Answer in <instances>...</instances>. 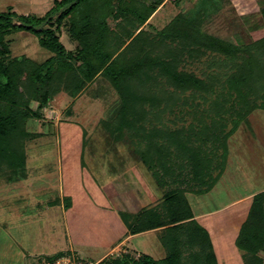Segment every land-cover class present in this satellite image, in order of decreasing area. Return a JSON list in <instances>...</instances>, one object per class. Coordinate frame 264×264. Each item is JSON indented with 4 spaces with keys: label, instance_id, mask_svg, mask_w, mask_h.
<instances>
[{
    "label": "rangeland",
    "instance_id": "374dc122",
    "mask_svg": "<svg viewBox=\"0 0 264 264\" xmlns=\"http://www.w3.org/2000/svg\"><path fill=\"white\" fill-rule=\"evenodd\" d=\"M214 1L148 0L152 5L167 2V7L154 14L151 22L145 26L144 32L147 30L145 33L151 36L143 34L139 43L137 41L130 44L133 58L139 54L154 60H176L179 73H193L204 78L202 71L207 69L206 64L213 55L191 58V49H184L185 46L180 44L179 40L172 41V38L160 41L159 33L178 16H192V11L196 10L197 6L204 4L207 9L208 3ZM214 4L217 6H212V17L202 19L205 21L207 33L237 44H251L264 38V21L261 16L264 0H216ZM53 6L54 4L47 0H0L1 13L13 11L20 15H39L50 12ZM200 15L204 16V13ZM11 39L13 58L27 57L42 63L53 56L50 51L42 48L38 37L28 31L16 32ZM61 42L68 50L76 48L67 29L62 31ZM160 71V68H154L151 74L131 81L130 92L136 97V102L133 110H127L126 114L123 112L121 95L103 78L84 86L77 98L72 99L65 93L59 94L43 110L39 108L40 103L37 101L29 104L31 109L42 114V118L32 119L28 125L29 132L39 137L27 144L28 178L15 184H9L6 178H0V230L2 228L4 234H11L12 241L17 243V240H21L22 246L29 244L33 239L35 248L40 250L43 247L49 249V252H55L50 253L53 255L50 256L52 259L63 254H74L83 260L110 261L117 259L118 253H127L119 259L129 256L131 259L141 260L143 256H149L155 261H162L168 257L171 260L162 264H212L208 258L212 251L217 264H264V251L253 261L252 256H247L238 247L236 242L240 231L237 235L235 229L241 216L237 215L231 224H228L222 215L200 221L211 230L212 249L199 237L192 239L183 236L179 243L174 244L173 252L169 254L156 235H146L131 241V249L112 251L101 259L110 250L108 248L103 251V246L118 235L122 238L121 234L125 233L126 236V228L112 222V209L120 210V214L127 213L125 210L132 209L134 205L132 210L141 211L145 207L158 208L159 212H162L160 206L166 193L177 188L169 183V179L166 180L168 185L165 187L158 184L153 173L138 159L136 151L139 143L151 145L155 140L161 139L164 144L165 139L170 142L172 132L182 130L188 131L184 136L185 142L186 138L190 137L195 141V135L189 131L191 127L203 129L206 126L209 132L202 140L207 138L209 142L206 144L213 149L214 144L210 141L213 133L218 134L221 131L225 135L235 127L236 116L233 110L222 119H216H226L224 122L227 126L224 129L221 122L219 126L215 124L216 121L204 116V108L197 107L195 102H189L194 104L195 108L186 106L184 97L191 96V92L188 91L179 100L183 89L170 86L168 77L161 75ZM22 96L28 97L25 88L21 89L20 97ZM160 112H163V115L162 120L158 122L154 115ZM173 150L178 151L167 145L165 155H169ZM217 154L218 164L225 155L226 161L221 175L218 171L220 166L212 171L214 177L220 176V182H217L213 193L197 195V191L202 187L192 182L190 169L184 171L183 179L180 180L179 189L187 192L189 203L196 213L213 211L230 204L232 200L264 191V111L256 110L247 120L241 121L237 130L227 140V147L219 148ZM67 190L69 193L74 192L73 202ZM62 193L69 200L67 209L72 203L74 207L71 214H78L68 225L72 233V238H68L69 242L72 239L71 242H75L79 247L75 246L76 252H57V248L61 246L54 242L57 238L62 246L68 242L63 213L56 209V215L52 217L54 209L48 208ZM115 199L116 206L112 201ZM253 199L233 206L227 212L230 214L228 220L242 210L245 214L248 213ZM94 208L98 211L96 219L103 217V224L91 221ZM119 216L124 223L121 215ZM245 221H242V225ZM89 223H93L94 228ZM161 233L162 231L160 235ZM92 235L94 242L91 247L97 248L84 250L85 246H89L87 239ZM0 241H5V238ZM114 252L116 254L112 256ZM46 258L49 257L43 259ZM38 262L33 260L30 264ZM0 264H3V258Z\"/></svg>",
    "mask_w": 264,
    "mask_h": 264
},
{
    "label": "trees",
    "instance_id": "16d2710c",
    "mask_svg": "<svg viewBox=\"0 0 264 264\" xmlns=\"http://www.w3.org/2000/svg\"><path fill=\"white\" fill-rule=\"evenodd\" d=\"M147 3L148 0H55L54 7L43 17L0 12V178H6L9 184L28 178L27 144L39 137L29 132L28 125L30 120L42 118V114L30 108L32 101L39 102V108L43 110L59 94L77 98L84 86L103 78L121 95L126 114L127 110H133L136 102L130 92L131 81L151 74L158 67L160 74L168 77L170 86L183 89L179 100L191 92V96L184 97L186 106L195 108L189 103L195 102L197 107L204 108V116L213 121L222 119L233 110L235 127L225 135L221 131L214 132L210 140L213 149L206 144L207 138L202 140L209 132L206 126L203 129L191 127L189 131L195 135V141L190 137L191 141L186 138L185 142L188 131L182 130L172 132L170 142L165 139L164 144L161 139L151 145L139 143L138 159L153 173L158 184L165 187L169 179V183L177 188L166 193L160 206L163 213L158 208H144L135 215H120L132 234L160 229L161 243L169 254L183 236L199 237L212 249L209 232L194 220L187 192L179 189V184L184 171L190 169L192 182L202 187L197 195L209 193L225 168L226 155L221 165L218 164L219 148L227 147V140L241 121L247 120L256 110L264 111V38L251 44H237L207 33L202 19L212 17L213 7L217 5L209 2L207 9L204 4L199 5L192 11V16H178L159 33L160 41L172 38V41L179 40L184 49H191V58L213 55L206 64L207 69L202 71L204 78L193 73H179L176 60L168 62L139 54L132 56L130 44L139 43L140 36L147 33V30L144 32L145 25L160 5ZM261 16L264 21V7ZM111 18L116 21L114 28L108 24ZM63 29H67L75 42L74 50H68L62 44ZM20 31L36 35L42 48L53 56L42 63L27 57L13 58L11 36ZM128 40L130 43L126 45ZM22 88L29 98L20 97ZM162 115L160 112L154 116L160 122ZM225 120L215 124L220 126L221 122L225 129ZM167 145L178 151L165 155ZM217 168L220 174L214 177L212 171ZM236 243L244 254L252 256L253 261L263 253L264 192L254 196ZM208 258L212 264H217L212 251ZM167 259L155 261L143 256L137 260L124 256L105 261V264H162L171 260Z\"/></svg>",
    "mask_w": 264,
    "mask_h": 264
},
{
    "label": "crops",
    "instance_id": "0c3cea01",
    "mask_svg": "<svg viewBox=\"0 0 264 264\" xmlns=\"http://www.w3.org/2000/svg\"><path fill=\"white\" fill-rule=\"evenodd\" d=\"M48 2H50V3H55V0H47ZM259 1V0H258ZM168 2V1H167ZM167 2H165L164 4H160L159 6H158V8H157V10H156V12L154 13V14H158V13H160L162 10H164L165 9V7H167ZM147 4H150L149 2L147 3ZM152 5V4H151ZM54 7V6H53ZM49 9V8H48ZM46 11H47V9H46ZM13 12V11H12ZM14 13H16V12H14ZM48 12H46L45 14H34V16H37V17H43V16H45L46 14H47ZM18 14V13H17ZM152 15L151 16V20H152V18L155 16V15ZM18 15H20V14H18ZM20 16H32L31 14H29V15H20ZM151 21L149 20L148 21V23L147 24H149ZM108 24H109V26L111 27V28H114V26H115V24H116V21L115 20H113L112 18L111 19H109L108 20ZM113 24V25H112ZM146 24V25H147ZM145 25V26H146ZM97 80H99V78L97 79ZM96 80V81H97ZM75 106V105H74ZM67 113H69V112H67ZM220 181H218V183H219ZM217 183V184H218ZM217 184L213 187V189L209 192V193H213V191L217 188L216 186H217ZM262 192H264V191H262ZM261 192V193H262ZM64 193H66V192H64ZM64 193H62L60 196H59V198H57L54 202H52L51 204H50V207H48L49 208V210H51V209H54V211L52 212V217H55V215H56V209L57 210H60L62 213H63V215H64V221H65V226H66V228H67V230H66V233H67V241L68 242H66V244L64 245V246H62V244L60 243V239H55L54 240V242L56 243V245L58 244L59 245V247L61 246V248H57V252H61V251H66V250H69V251H71V252H76V249H75V246L76 247H78L76 244H75V242H71V241H73L72 239L70 240V242H69V237L70 238H72V233L70 232L71 231V229H69V223H70V221L71 220H75V218H76V216L78 215V214H76V216L75 215H72L71 214V210L73 209V207H74V204H72L71 203V206L69 207V209H67V204H69V200H67V197H65V194ZM67 193H68V196H70L71 197V200H72V202H73V200H74V192H70L69 193V190H67ZM133 193V192H132ZM209 193H207V194H209ZM82 194V193H81ZM257 195V193L256 194H251V195H249L248 197H246V198H239V199H237V200H232L231 202H230V204H227V205H225V206H222V207H219V208H216L215 210H213V211H209V212H201V213H196V211H195V209L192 207V205H191V207H192V210H193V214H194V220L195 221H197L201 226H203L209 233H210V228L208 229L206 226H205V223H201L200 221H203V220H205V219H210L211 217H217V216H220V215H222L223 216V218L225 219L226 218V221L228 222V224H231V223H233L234 222V220L237 218V216L238 217H240L239 219H241L240 220V222H238L236 225V229H235V231L237 232V235H238V231H240V229H241V226H242V221L244 222L246 219H247V217H248V213H249V211H250V209H251V205H252V203H251V205H250V208L248 207V213H246L245 214V212L242 210V212H240L239 214H235L233 217H232V219L231 220H228L229 219V215L230 214H228L227 212L229 211V210H231L232 208H233V206H235L236 204L238 205V204H240V203H244L246 200L248 201V200H252L253 198H254V196H256ZM188 200H189V196H188ZM113 201V203H114V205L116 206V204H115V201H116V199L115 200H112ZM136 202L138 203V201L136 200ZM133 208H135V206L133 205L132 206V209ZM145 208V207H144ZM132 209H128V210H125L126 212H127V214H131V215H135V214H137V213H139L140 212V210H132ZM106 210H110V209H106ZM94 212L92 213V215H91V217H90V219H91V221L93 222V223H95V221L96 222H98L99 224H103L104 222L101 220V218H103V217H99L98 219H96L98 216H97V212H96V209L94 208V210H93ZM120 211V210H119ZM119 211H117V210H113L112 209V213H113V215H111V219H112V222L114 223V224H116V223H119L120 225H119V227H125L126 229H125V231H126V236H125V233H124V230H123V233L124 234H121V235H123V237L121 238V236H117V237H115V238H113V240H111V242L110 243H108L106 246H103V251H106V250H108V248H110V250H109V252H107L106 254H104L103 255V257L101 258V259H103L104 257H106V256H108L112 251H116V250H121V249H123V248H128V249H131V247H130V245H131V241H133V240H135L136 238H140V237H143V236H146V235H156V238L158 239V241H159V243L162 245V243H161V240H160V232H161V230L160 229H158V230H153V231H148V232H144V233H141V234H132L131 232H130V230L128 229V227L126 226V224H124L123 222H122V220L120 219V213H118ZM51 213V212H50ZM49 213V214H50ZM72 213H74V212H72ZM243 213V214H242ZM225 214V215H224ZM99 215H101V214H99ZM237 215V216H236ZM243 215V216H242ZM102 216H104V215H102ZM118 216V217H117ZM31 217H33V216H31ZM70 217H72V218H70ZM80 218V217H79ZM93 223H89L91 226L93 225ZM82 224H84V222L82 223ZM216 224V223H215ZM11 225H14V224H12L11 223ZM87 225V224H86ZM212 225V224H211ZM221 225H223V223L221 224ZM221 225H217L218 227H220L221 228ZM93 228H94V226H92ZM118 227V228H119ZM12 229H16L15 227L13 228V227H11ZM219 228V229H220ZM217 229V228H216ZM1 232H0V236H3V237H1L0 238V240L1 239H3V238H5V241H0V260H1V258H3V264H30L31 262H33V260L35 261V262H38L39 260H41V259H43L44 257H49L50 258V256H53L52 254L50 255V253H55V252H49L50 250L49 249H43V247L39 250L38 248H35L34 247V245L32 244V241H33V239H32V241L29 243V244H25V245H21L20 243H21V240H17L18 241V243L17 242H15V241H12V237L10 236L11 234H4L2 231H4L2 228H1V230H0ZM84 231V230H83ZM85 232V231H84ZM211 234L212 233H210V236H211ZM12 235H14V237H16V235L15 234H12ZM26 236L27 235H25L24 236V239H26ZM94 236H95V233H94ZM93 235L92 236H90V238L89 239H87L88 240V243H89V246H85V248H84V250H87V251H89L90 250V248L91 249H96L97 247L95 246H93V247H91L92 245H93V242H94V239H93V237H94ZM34 238V237H33ZM211 238H212V236H211ZM35 239V238H34ZM55 245V244H54ZM81 244H79V246H80ZM163 246V245H162ZM164 247V246H163ZM79 248V247H78ZM165 248V247H164ZM55 251V250H54ZM64 255V254H63ZM36 264V263H35Z\"/></svg>",
    "mask_w": 264,
    "mask_h": 264
},
{
    "label": "built area",
    "instance_id": "2783aa9c",
    "mask_svg": "<svg viewBox=\"0 0 264 264\" xmlns=\"http://www.w3.org/2000/svg\"><path fill=\"white\" fill-rule=\"evenodd\" d=\"M115 254H116L115 252L112 253V256H115ZM123 254H127V253H123ZM122 255L121 253H118L117 257L119 258ZM38 264H105V260L103 259L101 261L95 262L91 260L78 259L74 254L72 255L64 254L55 259H51V258L42 259L38 262Z\"/></svg>",
    "mask_w": 264,
    "mask_h": 264
}]
</instances>
